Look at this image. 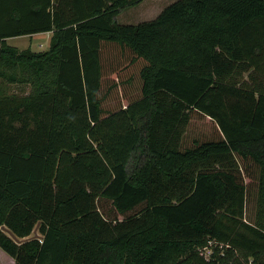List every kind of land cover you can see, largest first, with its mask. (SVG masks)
Wrapping results in <instances>:
<instances>
[{
  "label": "trees",
  "instance_id": "trees-1",
  "mask_svg": "<svg viewBox=\"0 0 264 264\" xmlns=\"http://www.w3.org/2000/svg\"><path fill=\"white\" fill-rule=\"evenodd\" d=\"M142 2L0 0L14 264H264V0L115 23ZM47 33L40 53L7 44Z\"/></svg>",
  "mask_w": 264,
  "mask_h": 264
},
{
  "label": "rangeland",
  "instance_id": "rangeland-1",
  "mask_svg": "<svg viewBox=\"0 0 264 264\" xmlns=\"http://www.w3.org/2000/svg\"><path fill=\"white\" fill-rule=\"evenodd\" d=\"M177 1L179 0H143L138 6L122 11L115 18V23L125 26L152 21L160 12ZM50 37H48L47 34H37L31 37H17L7 40V44L19 51L29 49L33 53H40L48 49ZM10 88L13 93L18 95L27 94L28 91H30V87L28 86H22V88L12 86ZM192 126L193 130H197L201 133H206L208 131L206 123L203 124L197 121L194 122ZM4 257H7V255L0 250V264H9V261L5 260Z\"/></svg>",
  "mask_w": 264,
  "mask_h": 264
},
{
  "label": "crops",
  "instance_id": "crops-1",
  "mask_svg": "<svg viewBox=\"0 0 264 264\" xmlns=\"http://www.w3.org/2000/svg\"><path fill=\"white\" fill-rule=\"evenodd\" d=\"M47 36L50 37V33H47ZM5 260L9 261V264H14V261L9 257H4Z\"/></svg>",
  "mask_w": 264,
  "mask_h": 264
},
{
  "label": "water",
  "instance_id": "water-1",
  "mask_svg": "<svg viewBox=\"0 0 264 264\" xmlns=\"http://www.w3.org/2000/svg\"><path fill=\"white\" fill-rule=\"evenodd\" d=\"M3 231H5L6 233H8V235H11V233L7 229L3 228ZM34 236H36V231L34 232Z\"/></svg>",
  "mask_w": 264,
  "mask_h": 264
}]
</instances>
